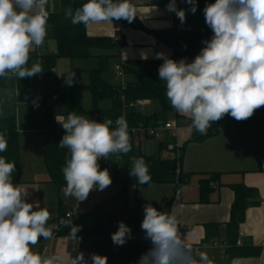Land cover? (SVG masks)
I'll list each match as a JSON object with an SVG mask.
<instances>
[{
	"label": "clouds",
	"instance_id": "clouds-1",
	"mask_svg": "<svg viewBox=\"0 0 264 264\" xmlns=\"http://www.w3.org/2000/svg\"><path fill=\"white\" fill-rule=\"evenodd\" d=\"M183 2L195 13L196 0ZM47 4L48 0H0V77L11 74L23 79L44 71L40 63L30 68L25 65L30 48L41 46L46 37ZM166 8L175 13L181 24L185 23V10L177 9L176 0H170ZM203 12L213 35L203 42L206 46L191 63L185 59L176 61L163 53H157L156 58L164 61L158 76L166 82L171 106L182 115H190V129L206 135L211 124L225 114L243 121L264 106V0H215ZM135 16L129 0H87L75 11L71 6L65 9V18H70L73 25L85 27L120 19L131 23ZM59 122L65 135L58 145L70 151V159L62 169L64 194L84 201L94 187L102 191L112 183L108 170H100L98 158L131 151L128 122L121 115L112 128L111 119L97 122L74 111ZM7 147L8 139L0 134V152ZM15 167L14 162L0 157V264H107V257L98 254H92L88 261L83 252L75 256L41 255L30 248L40 237H53L51 228L46 227L50 212L38 203L26 202L20 187L11 180ZM129 174L142 185L151 180L143 157L132 158ZM143 211L141 228L153 247L142 255L139 264H214L205 252H199L198 259L192 255L191 248L178 235L174 215L161 212L150 203ZM60 224L70 227V239H80V226L64 219ZM130 238V227L118 222L117 231L111 235L113 243L123 245Z\"/></svg>",
	"mask_w": 264,
	"mask_h": 264
},
{
	"label": "crops",
	"instance_id": "crops-1",
	"mask_svg": "<svg viewBox=\"0 0 264 264\" xmlns=\"http://www.w3.org/2000/svg\"><path fill=\"white\" fill-rule=\"evenodd\" d=\"M212 3H215V0H196L197 8L195 13H192L189 4L183 2V0H176L177 9H184L186 14V21L181 24L175 13L167 10L166 6L168 4H152L150 0L131 1L132 6L136 10L135 19L147 30L157 31L173 28L178 32L184 27L203 29L208 32L209 39H211L213 33L211 28L205 23L203 9L207 4ZM59 9V0H48L46 6L48 13L57 12ZM85 30L89 36H103L113 39L119 47L114 52L115 56L112 58L118 62L151 59L163 63V59H157L156 54L163 53L168 58L171 55V50L158 42L152 33L128 26L121 20H113L112 24L108 22L90 23L85 27ZM46 31L47 34L43 44L39 47L33 45L31 51H29V54L36 56L37 63L40 62V56L56 52V43L53 37H51V27L49 25H46ZM196 56L192 58H180L176 61L185 59L187 63H191ZM74 60L81 62H76V64L74 62L69 63L71 76L66 79L65 77L58 78L52 75L57 79H48L50 85L41 90L40 95L47 98L50 97V100L59 98L72 101V106H74L73 111L78 115L84 112V108L77 102V100H80V97L87 96L91 107V99L85 89V85L89 82L87 71L97 66L98 58ZM53 72L54 68L52 69V74ZM9 77H11L12 82L7 78L5 87L0 89V105L5 96L2 91L11 88L10 93H14L16 97L21 96L25 99L29 97V92L20 93L16 90L14 75L9 74ZM74 77H78L79 81L75 80ZM129 77L127 76V78ZM39 78L42 79L40 73L36 74L33 83H36ZM59 79L61 80L59 81ZM106 81L109 82L107 79ZM67 82H69L70 86H65ZM161 82L166 85L165 81L161 80ZM51 85L52 87H50ZM25 101L27 102L29 99ZM153 105V101H137L135 108L138 112L145 115L159 110L158 106L154 105L157 107L155 109ZM91 114L92 120L97 121L99 116L96 113ZM167 121L175 123L176 132L172 136V130H163L159 139H162L161 142L173 143L178 148H183L180 168L183 172H188L190 175L185 184L177 187L170 183H148L137 187L133 185L127 187L126 203L128 207L137 210V232L141 229L139 237L134 238L139 239L145 234L141 228V223L144 219V206L150 203L159 210L161 198L171 197L168 213L176 217L178 235L191 248L192 255L195 258L198 259V254L193 252L192 247L204 244L199 252L207 253L209 258L214 261V264H264V171L258 170L259 166L257 162V156L264 154V126L235 127L230 130H223L203 140H192V134L196 130L189 128L191 122L188 119H176L174 116L168 115ZM58 125H61L60 122H58ZM22 131L26 130L19 129L18 151L20 153L22 149L28 152L27 155L30 159L24 165L22 163L19 164L20 182L14 184V186L20 187L22 195L26 196V202L31 204L38 203L41 208L49 210L50 217L47 224L56 222L57 209L58 207H62L66 211H76V214L70 219L73 224L80 226V228H93L122 201V198H119L110 205L102 206L101 203L103 202H98L99 199L102 201L106 198H103L102 195L101 197L99 196L100 198L97 197L89 200L90 209L88 211V208L82 207L83 201L81 204H78L79 201L72 198L73 200L70 199L68 203L60 204L56 208L54 195L57 192L51 187L52 184L50 183L48 174L47 176L44 174L46 170L43 169L40 163L36 166L33 163V160L36 158H33V153H35L34 156H37V153L42 154L43 145L35 146V143L22 145L20 139V132ZM28 131L27 134L30 135L36 132V130ZM37 132L38 134H42L39 131ZM139 135H130L131 147L146 153V142H143V147H141L140 140L134 145V138L139 137ZM145 138L148 139L150 137ZM150 139H155V137ZM22 172L25 173L24 176L21 175ZM215 174H217V177L209 181L207 193L205 196H202L199 190L200 181L208 179ZM43 177L45 179H42ZM111 180L110 190L114 193L119 185L114 182V177ZM238 183L252 187L257 191V202L246 209L244 220L238 225L234 238H240L243 245L250 249H257L258 253L254 256H231L229 253H222L220 249L211 246L213 241L221 243L230 240L231 234L227 223L234 199L231 186ZM65 189L66 187L63 188V193H65ZM67 197L64 196L63 198L66 200ZM97 207L101 210L94 212V209ZM208 224L216 226L214 230L210 231L212 233H209V236H207L205 229ZM77 236L80 237L78 241L70 239L68 235H58L48 240L40 237L38 243L30 245V248L40 254V250L45 246L47 251L41 255H67L71 253L72 256H75L79 252H83L85 260L91 261L92 254H94L93 237L84 233H77ZM152 247L153 244L149 240L144 254Z\"/></svg>",
	"mask_w": 264,
	"mask_h": 264
},
{
	"label": "trees",
	"instance_id": "trees-1",
	"mask_svg": "<svg viewBox=\"0 0 264 264\" xmlns=\"http://www.w3.org/2000/svg\"><path fill=\"white\" fill-rule=\"evenodd\" d=\"M60 9L57 12L49 13L47 25L51 27V37L56 43V52L40 56L39 63L42 65V77L44 79L56 80L52 76V69L58 57L69 59L98 58L97 66L87 71L89 82L85 85L86 91L91 99L90 113H96L99 117L97 122L105 119L113 121L112 128L115 127V120L121 115L125 116L129 131L131 128L140 125L144 129L157 128L163 125L168 115L176 119L186 118L190 122V115L178 113L166 100V85L159 80L158 69L162 62L151 59L125 60L123 71L126 76H130L124 85L110 84L106 81L104 74L107 71L109 59L115 56V51L119 45L109 37L89 36L86 34L83 24L73 25L70 18H65V9L71 6L75 11L87 0H59ZM132 0H129L131 3ZM170 0H150L152 4H169ZM124 24L133 28L150 32L158 42L164 44L171 50L169 58L177 60L180 58H192L200 53L206 45L203 43L209 40V34L203 29L182 28L175 31L173 28L166 30H147L135 18L131 23L125 19H120ZM35 55L29 54V59L25 67L30 68L37 63ZM7 77H0V89L5 87ZM36 75L28 78L18 79L14 76L15 88L20 93H26ZM157 102L159 110L151 114H141L135 108L137 101ZM81 112V111H80ZM241 126H264V106L256 109L253 115L247 120L237 121L230 114H225L219 121L213 122L206 135H201L198 131L192 134V140H203L214 136L223 130H230ZM30 129L41 132L45 136L43 147V158L49 175L50 182L58 189L66 187L62 169L66 166V160L70 159V151L67 148L59 147L56 142L54 130V119L51 115L41 125L33 122L29 123ZM0 134H4L8 139L6 151L0 152V157H5L6 162H14L15 171L11 174L13 184L19 183V151H18V131L15 118L12 116H0ZM130 134V132H129ZM145 135L159 139V136L136 133L135 135ZM134 135V136H135ZM170 144V143H169ZM167 142H159L158 154L149 155L142 150L131 147L127 154H117L114 157L112 168L116 170L114 182L119 185V190L107 197L102 206H107L122 198L113 210L101 219L93 228H80L78 233H84L93 237L94 254L107 257V264H139L144 254L145 248L150 240L145 234L135 239L134 235L138 230V215L135 208L128 207L126 203L127 187L140 186L136 178L130 176L133 157H143L149 168L151 180L149 183H170L175 187L185 184L189 178L188 172H183L180 168L183 148H177L174 157L166 155L161 157L162 151L169 152ZM170 154V152H169ZM258 170L264 171V154L257 156ZM217 177L212 175L208 179H202L199 183V190L202 196L207 193L208 183ZM234 199L230 208V217L227 223L230 230L229 243H234L235 233L238 225L244 220L246 209L257 202V191L252 187H247L242 183L231 186ZM171 197H162L159 211L169 212ZM66 210L62 207L57 209L56 223L59 226L58 235H68L70 227H64L60 220L65 218ZM123 221L131 229V238L127 239L123 245H116L111 239L112 233L118 229V222ZM47 225V224H46ZM75 225V224H74ZM216 228L213 224L206 225V234ZM227 242V241H225ZM231 256L256 255L257 249H250L247 246H233L228 252Z\"/></svg>",
	"mask_w": 264,
	"mask_h": 264
},
{
	"label": "rangeland",
	"instance_id": "rangeland-1",
	"mask_svg": "<svg viewBox=\"0 0 264 264\" xmlns=\"http://www.w3.org/2000/svg\"><path fill=\"white\" fill-rule=\"evenodd\" d=\"M29 51H31V48ZM89 60H91V59H89ZM70 62H74V64H76V62H81V61L69 59L66 57L56 58L55 65H54V72L52 75H54L58 78L59 77H65L66 79H68L67 77L71 76V73H70L71 68L69 66ZM118 63L119 62L113 58L109 59V62L107 64V71L105 72L104 75L110 83L118 84L121 82L120 78H122V77H123L124 82L128 79L126 74H123L122 77L117 75V71L115 70V65ZM40 75H42V74L40 73ZM8 79L10 81L12 80L11 77H8ZM74 79L79 81L78 77H74ZM60 80L61 79H59V81ZM68 83L69 82H67V84H65V86H70V84H68ZM48 85H50L48 80L44 79L43 77H42V79L39 78V80H37L36 83H31L29 90H28L29 97H26V99H29V101H27V102L25 101L26 100L25 98H22L21 96L16 97L14 93H10V90H12V88L5 90V91H2L3 94H5V96L2 100L3 101L2 104L0 105V116H12V117H14L15 122H16L17 131L19 132V129L26 130V131L20 132V139H21L22 145H30V144L35 143V146L41 144L44 147L45 136L43 134H40V133L38 134L37 131L34 132L32 135L27 134V133L29 132L28 130H33V129H30V127H29L30 122L41 125L42 123L45 122V120L49 117V115H51L55 121L54 130H55V134H56V142L58 144L61 141L62 137L65 135V130L63 129L62 124L60 123L61 125H58V122L66 119L67 115L70 112H73V107H74V106H72L73 102L70 100H62L59 98L50 100L49 99L50 97L47 98L45 96H41L40 91L43 90L44 88H46ZM50 87H52V85ZM79 99L80 100H77V102L80 103V105L84 108V112L81 114H78V115H83V116H86V117L92 119V114L89 112L90 105H89L88 97L84 96V97H80ZM166 100L168 102H170L167 99V97H166ZM37 104H38V107H36ZM153 104L155 106H158L157 102H153ZM154 105H153V107H155ZM156 108L157 107H155V109ZM144 136L145 135L140 134L139 137H135L134 138V145L136 143H138L140 140L141 141V147H143V142H146V145H147V151H145L146 154H149V155L156 154L158 152L157 150H158L159 141L161 142L162 139H150V138L147 139ZM18 150H19V147H18ZM20 153H19V164L22 163V165H24L27 163V161L30 159V157L27 155L28 152H26L22 149H21ZM34 154L35 153H33V158L36 157L33 160L34 165L36 166L40 163V165H42L43 169L46 170V166H45V162H44V158H43V153L42 154L37 153V156H34ZM116 155L117 154H115V155L109 154V158L101 157V158H98V161H97L99 164L100 170L107 169L111 178L115 177L116 172H117L116 170H114V168L111 167V165L113 163V159ZM166 155H168L167 151H162L160 153L161 157L166 156ZM99 159H101V162H99ZM46 172H47V170H46ZM46 172L44 171V174H46V176H47L48 173H46ZM21 175L24 176L25 173L22 172ZM48 178H49V175H48ZM42 179H45V177H43ZM51 187L55 190V192H57L56 195H54V198L56 200L55 204L57 205L56 208L60 204L68 203L69 200L72 199L71 197H67L66 200L63 198L65 196V194L62 191L64 187H61L60 189H58L53 184ZM115 187H114V189H115ZM110 188L111 187L109 185L108 187H106L104 190L101 191V190H99L98 187H94L93 190H91L89 192L87 198L83 201V206L82 205L81 206L84 208H88V211H89V209H90L89 200L92 198H97L99 196L101 197L102 195H103V198H105V197L107 198L108 196L112 195V193H113L110 190ZM119 188L120 187L118 186L117 190L114 193H116L119 190ZM104 200L101 201V199H99L98 202L101 203ZM81 202L82 201H79L78 204H81ZM97 210H101V209L97 207L94 209V212ZM87 213H90V212H87ZM140 231H141V229H139V231L135 234L134 237H139V234L141 233Z\"/></svg>",
	"mask_w": 264,
	"mask_h": 264
},
{
	"label": "built area",
	"instance_id": "built-area-1",
	"mask_svg": "<svg viewBox=\"0 0 264 264\" xmlns=\"http://www.w3.org/2000/svg\"><path fill=\"white\" fill-rule=\"evenodd\" d=\"M115 70L117 71V75H119L120 77L123 76L124 71H123V62H119L118 64L115 65ZM121 79V82L120 84L121 85H124V81H123V77L120 78ZM163 130H172V136H174V132H176V127H175V123L173 121H167L165 122L163 125H160L159 127L157 128H149V129H144L142 128L140 125H138L137 127H134V128H131L130 129V135L134 136L136 133H144V134H148V135H155V136H159V132H162ZM169 152H170V156L171 157H174L175 154L177 152H175L174 150L177 149L178 147L175 146V144L173 143H170L168 144L167 146ZM99 162H101V159H99ZM76 214V211L75 210H68L66 211L65 213V218H66V221L67 220H70L72 219V217ZM46 227H50L52 232H53V237H56L57 236V232L59 230V226L56 222H52V223H48L46 225ZM51 238V239H52ZM243 242L240 238H237L235 239L234 243H229V242H216V241H213L211 243V246L214 247V248H218L220 249V251L222 253H227L228 250L233 247V246H242ZM204 244H199V245H195L192 247L193 249V252L195 254H198L199 253V250L201 249V247H203ZM47 251V248L44 246L41 250H40V254H43Z\"/></svg>",
	"mask_w": 264,
	"mask_h": 264
}]
</instances>
